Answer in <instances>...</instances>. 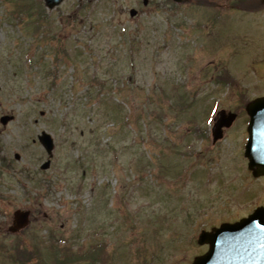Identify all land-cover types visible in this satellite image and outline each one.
I'll use <instances>...</instances> for the list:
<instances>
[{
  "label": "rangeland",
  "instance_id": "obj_1",
  "mask_svg": "<svg viewBox=\"0 0 264 264\" xmlns=\"http://www.w3.org/2000/svg\"><path fill=\"white\" fill-rule=\"evenodd\" d=\"M255 1L64 0L44 18L38 0H0V118L14 115L0 120V264L96 245L97 264H192L203 229L264 204L244 155L246 104L264 95ZM214 100L237 113L217 140L197 128ZM16 152L23 175L2 167ZM18 208L30 222L13 233Z\"/></svg>",
  "mask_w": 264,
  "mask_h": 264
},
{
  "label": "water",
  "instance_id": "obj_2",
  "mask_svg": "<svg viewBox=\"0 0 264 264\" xmlns=\"http://www.w3.org/2000/svg\"><path fill=\"white\" fill-rule=\"evenodd\" d=\"M49 6H54L62 0H46ZM134 14V11H132ZM250 114L249 141L246 156L249 158V168L254 175L264 174V97L252 101L248 105ZM11 117L6 116L2 121L6 123ZM235 119L231 114L228 125ZM41 141L52 153L53 140L49 134L43 132ZM47 161L43 168H47ZM28 210L15 212L16 230L29 222ZM200 244L209 243L207 253L197 256L193 264H264V206L257 208L249 217L235 223H223L211 231H202L198 239Z\"/></svg>",
  "mask_w": 264,
  "mask_h": 264
},
{
  "label": "trees",
  "instance_id": "obj_3",
  "mask_svg": "<svg viewBox=\"0 0 264 264\" xmlns=\"http://www.w3.org/2000/svg\"><path fill=\"white\" fill-rule=\"evenodd\" d=\"M256 3H259V1L257 0V1H255ZM24 7H25V5H24ZM38 15H41L42 16V14H43V8L40 6L39 8H38V12H36ZM36 26H40V24L39 25H36ZM57 247V246H56ZM99 250H98V248L97 247H94L92 250H90L87 254H86V256L88 257V262H90L89 264H97V261H96V255H100V253L98 252ZM54 254H55V256H58L59 254H62V250H61V248H55L54 249ZM20 255H22L21 254V252H20ZM65 262H66V260H68V261H74V260H77V258L80 256L79 254H76L75 252H72V249H68L67 251H65ZM76 257H75V256ZM40 257H41V254L39 255ZM29 262V261H28ZM30 262L31 263H28V264H41L40 263V258H38L37 256L35 257V259H33V260H30ZM55 262L56 263H54V264H59L60 262H61V260H59V259H57L56 258V260H55ZM42 264H44V263H42Z\"/></svg>",
  "mask_w": 264,
  "mask_h": 264
},
{
  "label": "flooded vegetation",
  "instance_id": "obj_4",
  "mask_svg": "<svg viewBox=\"0 0 264 264\" xmlns=\"http://www.w3.org/2000/svg\"><path fill=\"white\" fill-rule=\"evenodd\" d=\"M219 123V122H218Z\"/></svg>",
  "mask_w": 264,
  "mask_h": 264
}]
</instances>
